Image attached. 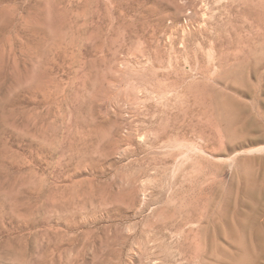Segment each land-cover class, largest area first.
<instances>
[{
	"label": "rangeland",
	"instance_id": "1",
	"mask_svg": "<svg viewBox=\"0 0 264 264\" xmlns=\"http://www.w3.org/2000/svg\"><path fill=\"white\" fill-rule=\"evenodd\" d=\"M250 206L264 0H0V264H229Z\"/></svg>",
	"mask_w": 264,
	"mask_h": 264
},
{
	"label": "bare ground",
	"instance_id": "2",
	"mask_svg": "<svg viewBox=\"0 0 264 264\" xmlns=\"http://www.w3.org/2000/svg\"><path fill=\"white\" fill-rule=\"evenodd\" d=\"M237 212L240 215L235 213L233 218L236 230L232 225L229 227L233 247L229 251V264H264V207L250 206Z\"/></svg>",
	"mask_w": 264,
	"mask_h": 264
}]
</instances>
